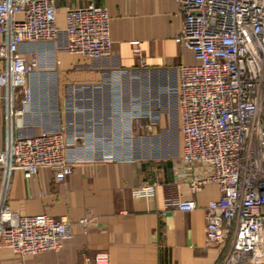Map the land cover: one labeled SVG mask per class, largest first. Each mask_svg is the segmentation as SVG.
<instances>
[{
  "label": "crops",
  "instance_id": "obj_1",
  "mask_svg": "<svg viewBox=\"0 0 264 264\" xmlns=\"http://www.w3.org/2000/svg\"><path fill=\"white\" fill-rule=\"evenodd\" d=\"M56 2L60 27L66 8L84 3ZM96 2L110 13L111 54L71 53L64 33L56 42L24 46L41 65L32 77L33 104L14 120L17 133L64 130L75 160L61 182L48 166L30 177L15 169L7 202L25 214L68 216L72 236L58 249L35 254L2 247V264H96L98 251L108 252V264H219L222 249L207 240L205 229L207 205L220 196L219 185L191 189L180 171L183 138L173 153L155 156L140 150L150 143L145 132L155 131L156 124L168 132L177 116L181 131L178 68L196 61L194 51L178 40L185 15L175 0ZM133 39L141 41L139 52ZM38 84L52 85L55 98L42 100ZM5 112L0 106V148L7 138ZM170 144L163 141L165 147ZM1 174L0 167V182ZM144 184H154V192H135ZM171 198H194L197 207L178 209L167 203Z\"/></svg>",
  "mask_w": 264,
  "mask_h": 264
},
{
  "label": "built area",
  "instance_id": "obj_2",
  "mask_svg": "<svg viewBox=\"0 0 264 264\" xmlns=\"http://www.w3.org/2000/svg\"><path fill=\"white\" fill-rule=\"evenodd\" d=\"M80 1L66 8L60 27L56 0H0V106L7 125L0 148V251L40 253L60 248L72 236L68 216L25 214L7 201L15 169L30 177L48 166L59 182L73 171L75 157L64 130L17 133L14 120L33 104L32 77L41 65L24 46L56 42L64 33L71 53L111 54L107 6ZM175 1L185 15L178 40L196 57L178 68L181 174L193 191L212 182L220 187V196L207 205L205 227L207 240L222 249L219 264H264V0ZM130 42L136 52L141 50L139 39ZM154 188L144 184L135 192L151 194ZM167 203L181 210L197 207L194 198ZM108 257L107 251H98L96 264H108Z\"/></svg>",
  "mask_w": 264,
  "mask_h": 264
},
{
  "label": "rangeland",
  "instance_id": "obj_3",
  "mask_svg": "<svg viewBox=\"0 0 264 264\" xmlns=\"http://www.w3.org/2000/svg\"><path fill=\"white\" fill-rule=\"evenodd\" d=\"M37 87V94L42 100L55 98V90L52 89V85H48V87H46L45 85L38 84ZM140 110H143L142 104L140 105ZM171 125L168 128V132H164L162 129H160V127H158L157 124L155 126V131H149V133H147L146 131L145 133L148 134L150 137V143H146V146L143 148L140 147V150H146L148 152L147 154L155 156H162V154L167 152H176L178 150V145L181 142L182 138L177 116H175V119ZM167 139L168 141H171V144L170 146L165 147L163 146V141Z\"/></svg>",
  "mask_w": 264,
  "mask_h": 264
}]
</instances>
